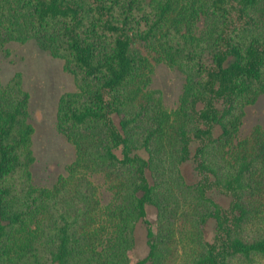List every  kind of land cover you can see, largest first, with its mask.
Listing matches in <instances>:
<instances>
[{"label":"trees","instance_id":"obj_1","mask_svg":"<svg viewBox=\"0 0 264 264\" xmlns=\"http://www.w3.org/2000/svg\"><path fill=\"white\" fill-rule=\"evenodd\" d=\"M29 40L74 76L57 129L76 157L34 182L30 94L0 78V264H130L139 222L144 262L264 264V128L240 136L264 93V0H0V46ZM156 62L185 74L173 110Z\"/></svg>","mask_w":264,"mask_h":264},{"label":"rangeland","instance_id":"obj_2","mask_svg":"<svg viewBox=\"0 0 264 264\" xmlns=\"http://www.w3.org/2000/svg\"><path fill=\"white\" fill-rule=\"evenodd\" d=\"M21 73L22 84L30 94V122L34 126L32 165L34 182L52 186L60 175L67 174V167L76 157L75 146L57 129V110L61 95L76 89L74 76L64 69V61L40 49L34 40L24 43L9 42L0 46V78L8 82L16 73ZM185 74L175 66L164 62L154 63L152 89L162 92L167 110L175 109L183 93ZM264 128V93L254 104L246 107L240 136L247 137L254 127ZM104 192L103 201L108 203L111 193L103 185V178H92ZM151 230L157 232L158 219L154 210L149 211ZM150 229L139 222L135 230V244L129 250L130 264L144 262L150 252L148 243ZM208 233L212 230L208 228Z\"/></svg>","mask_w":264,"mask_h":264}]
</instances>
